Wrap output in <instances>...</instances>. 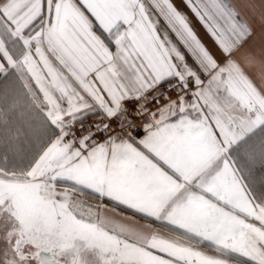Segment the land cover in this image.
Masks as SVG:
<instances>
[{
  "label": "snow or ice",
  "instance_id": "obj_1",
  "mask_svg": "<svg viewBox=\"0 0 264 264\" xmlns=\"http://www.w3.org/2000/svg\"><path fill=\"white\" fill-rule=\"evenodd\" d=\"M0 264H264V0H0Z\"/></svg>",
  "mask_w": 264,
  "mask_h": 264
},
{
  "label": "crops",
  "instance_id": "obj_2",
  "mask_svg": "<svg viewBox=\"0 0 264 264\" xmlns=\"http://www.w3.org/2000/svg\"><path fill=\"white\" fill-rule=\"evenodd\" d=\"M192 22H193V25L194 27L197 29L198 33L201 35V37L205 40V42H209L207 37L204 36V31L203 29L201 28V26L196 22V20L193 18L192 19ZM210 43V42H209Z\"/></svg>",
  "mask_w": 264,
  "mask_h": 264
}]
</instances>
